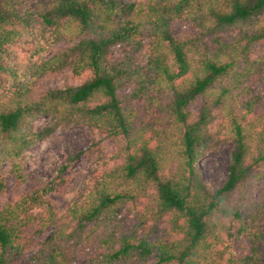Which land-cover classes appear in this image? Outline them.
I'll return each instance as SVG.
<instances>
[{"label":"trees","instance_id":"1","mask_svg":"<svg viewBox=\"0 0 264 264\" xmlns=\"http://www.w3.org/2000/svg\"><path fill=\"white\" fill-rule=\"evenodd\" d=\"M177 20L196 32L174 33ZM66 70L80 81L43 88ZM263 77L264 0H0V193L60 127L117 145L64 210L48 194L74 155L0 206V264H80L82 252L86 264H264ZM226 141L228 173L211 187L201 160ZM224 234L244 237L243 252Z\"/></svg>","mask_w":264,"mask_h":264},{"label":"rangeland","instance_id":"2","mask_svg":"<svg viewBox=\"0 0 264 264\" xmlns=\"http://www.w3.org/2000/svg\"><path fill=\"white\" fill-rule=\"evenodd\" d=\"M174 33L180 35L196 32V29L185 20H177L173 25ZM147 41H143L145 46ZM67 46L65 41L54 46V49L64 48ZM145 49L141 53V57L145 54ZM121 56L120 46H115L111 49V57L118 58ZM80 80L71 78V72L66 70L63 72L48 74L43 77V88L50 89L55 87H64L66 84L77 83ZM264 96V77L261 82L256 84ZM132 87H127V90ZM264 100V97H263ZM50 121L49 116H43L35 121L37 127H42ZM220 126L229 127L227 121L220 119L217 121ZM232 144L229 141L222 143L220 149L209 152L201 160V169L203 177L209 186L214 187L221 184L228 173L230 163V152ZM117 151L116 143L105 137L95 127L88 124H72L56 129L49 136L38 141L33 147L28 150V160L26 162L27 179L22 185H18L16 179L7 172V190L4 194L0 193V206L6 202L13 201L23 192L33 190L37 180L52 179L59 167L66 164L70 156L74 155V159L69 165V168L63 175L61 187L57 191H52L48 197L56 204L57 208L64 210L67 203L83 193L91 178L96 174V171H102L107 167L116 163L114 154ZM102 154L106 160V164L99 156ZM264 190V182L261 183ZM259 189V188H258ZM254 190L253 197L261 200L260 191ZM129 221L135 223V215L133 213L127 215ZM52 228H48L35 239V245L45 240L51 233ZM233 234L232 237L223 235L224 242L230 246L234 253L243 252L241 245H246L244 237L237 239ZM225 243L219 242L218 249H224ZM30 250L29 252H31ZM229 252H225L224 257H229ZM87 256L84 252L80 253V264H86ZM153 259H150L152 262Z\"/></svg>","mask_w":264,"mask_h":264}]
</instances>
